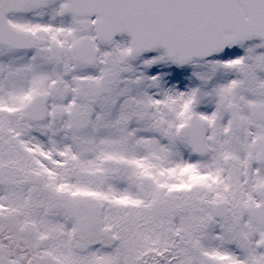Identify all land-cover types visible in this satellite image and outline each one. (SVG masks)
<instances>
[{
    "label": "snow or ice",
    "instance_id": "snow-or-ice-1",
    "mask_svg": "<svg viewBox=\"0 0 264 264\" xmlns=\"http://www.w3.org/2000/svg\"><path fill=\"white\" fill-rule=\"evenodd\" d=\"M0 264H264V0H0Z\"/></svg>",
    "mask_w": 264,
    "mask_h": 264
}]
</instances>
